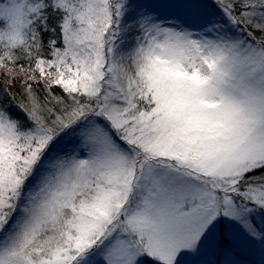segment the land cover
Masks as SVG:
<instances>
[{
  "label": "snow or ice",
  "instance_id": "obj_1",
  "mask_svg": "<svg viewBox=\"0 0 264 264\" xmlns=\"http://www.w3.org/2000/svg\"><path fill=\"white\" fill-rule=\"evenodd\" d=\"M0 264H264V0H0Z\"/></svg>",
  "mask_w": 264,
  "mask_h": 264
}]
</instances>
